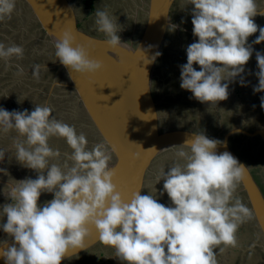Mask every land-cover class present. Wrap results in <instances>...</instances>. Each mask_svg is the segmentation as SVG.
Returning <instances> with one entry per match:
<instances>
[{
  "label": "clouds",
  "instance_id": "clouds-1",
  "mask_svg": "<svg viewBox=\"0 0 264 264\" xmlns=\"http://www.w3.org/2000/svg\"><path fill=\"white\" fill-rule=\"evenodd\" d=\"M188 5L194 6L191 23L198 40L187 46L180 87L211 109L228 99L229 83L244 72L253 54L248 38L259 31L254 43H264V27L253 19L264 16V11L258 10L257 0H182V9ZM14 9L15 0H0V21L10 19ZM94 14V28L104 34L108 48L113 52L122 48L117 18L106 8L98 7ZM175 28L169 25L170 31ZM138 37L134 34V39ZM54 47L56 61L70 78L72 73L94 76L103 68L87 48L76 43L71 31H65ZM23 52L22 46L0 42V59L22 58ZM136 54L145 58L139 46ZM160 55L156 52L145 60L152 63ZM256 60L259 83L253 91L259 93L264 92V54L257 52ZM40 71L41 65H33L34 78H39ZM52 111L41 105L30 113L0 108V133L17 134L15 160L38 174L36 179H11L3 189L11 201L0 205V218L6 217L0 230L12 240L11 244L0 241L5 264H61L85 248L89 226L123 264H217L216 248L235 246L236 232L247 220L255 226L252 211L234 195L247 168L227 151L217 154V147H226L225 142L201 131L187 136L167 173L162 168L157 176L158 183L164 181L160 195L166 193L172 205L165 206L140 191L125 198L113 182L115 168L109 167L112 156L105 144L89 149L86 135L57 120ZM52 137L62 138L71 149L63 164L52 162L61 155L49 145ZM5 153L0 149V162ZM0 173L8 175L5 169ZM45 192L54 198L40 206ZM256 234L254 246L262 239Z\"/></svg>",
  "mask_w": 264,
  "mask_h": 264
},
{
  "label": "water",
  "instance_id": "water-1",
  "mask_svg": "<svg viewBox=\"0 0 264 264\" xmlns=\"http://www.w3.org/2000/svg\"><path fill=\"white\" fill-rule=\"evenodd\" d=\"M16 1L18 6L27 8L34 25L38 24L40 33L41 31L44 33L53 50L56 40L65 31H71L76 43L87 48L92 59L102 62V70L94 76L72 73V78L59 61L46 67L56 66L58 70L61 68L65 71L68 83H61L62 87L73 92L76 103L84 109L94 131L102 139L99 143L105 144L113 157L109 167L115 168L113 182L117 190L125 198H130L137 191L143 195L146 175L156 159L167 152L176 153L187 136L196 133L192 129L161 126L163 116L158 108L160 100L156 97L158 100L156 101L152 92V80L158 57L152 63L145 60H151L156 52L160 53L166 31L171 24L170 11L174 0H148L143 14L145 21L139 37L134 39V32L132 37L122 34L119 37L123 46L115 52L105 44L106 38L83 30L80 23L81 15L72 0ZM138 46L145 51V58L136 54ZM32 70L33 67L30 71ZM54 85H58V82H53L52 86ZM51 91L52 87L49 92ZM236 133L246 137L260 135L264 142V127L254 132L241 128L233 129L224 134L221 140L226 143V147L221 144L216 149L217 154L229 152L247 168L236 193L244 194V200L252 211L258 235L263 239L257 244L264 249V195L247 165L228 145L229 137ZM211 139L218 140L219 136ZM0 183L5 184L2 181ZM89 233L85 248L71 258L66 257L61 264L100 244L98 235L91 226ZM7 240L9 244L12 243L10 238ZM0 247H3V244ZM0 264H5L2 257Z\"/></svg>",
  "mask_w": 264,
  "mask_h": 264
},
{
  "label": "rangeland",
  "instance_id": "rangeland-1",
  "mask_svg": "<svg viewBox=\"0 0 264 264\" xmlns=\"http://www.w3.org/2000/svg\"><path fill=\"white\" fill-rule=\"evenodd\" d=\"M75 5L77 6L79 12L81 13V25L83 27V30L87 31L90 34H95L96 36L102 38L105 37L104 34L99 33L94 28V20H95V9L100 7L101 9L106 8L110 15L116 16L120 14L125 15H131L129 9H132L134 5L139 3V0H131V2H126L125 0H121L118 2V4L114 3L111 7L110 5L105 6L106 0H93L92 6L93 9H86L84 5V0H73ZM112 2V1H109ZM146 5V0L143 1ZM143 3V4H144ZM182 0H180L178 3L174 4V8L179 12L177 17H180V19H186L187 17L185 14H183V10L181 8ZM258 4V10H260L263 7V0H257ZM21 7V8H20ZM110 7V8H109ZM23 10L27 11V8L25 9L22 6H17L15 1V9L11 14V18H5L4 20L0 21V34L2 35L0 38V42H3L6 46H9L11 44H16L19 46H22L24 49L22 58H17L13 56L12 58L8 60L0 59V108L5 109L9 112L12 111H24L27 109L29 113L34 110L36 105L41 106H49L52 108V115L57 120H62L63 122L72 125L75 127L77 133L83 132L88 140V148L91 149L96 143V132L94 131L92 125L90 124V121L85 115V113L82 111L79 104L76 103L74 99V94L72 91L68 90L65 87H61V85H53V82L58 83H66L65 76L63 75V69H59L58 67L54 66L51 68H41V71L39 73V78L36 79L33 77V74L24 75L20 74L19 71L21 69H25L32 65H53L58 62L56 61L55 57V50L51 47L52 45L47 42V37L44 34H41L39 31V28L34 25L33 20L30 18V14H23ZM192 10V9H191ZM190 10V11H191ZM136 12V9H134V13ZM144 13V11L142 12ZM191 13V12H190ZM141 15V14H140ZM143 15V14H142ZM140 16L139 20L141 19L140 25L143 26V22L145 19ZM83 16V17H82ZM133 16V17H134ZM188 16V14H187ZM173 18V19H174ZM138 22V24H139ZM134 22L132 20H129L127 24H125V28L122 26V31H120L118 36H121L122 34L127 37H132L134 32ZM258 27H261V22H258ZM136 29V36H139L141 33V26ZM258 35L256 33L248 38V45H250L253 48V54L250 57L249 62L247 63V67L244 66V72L238 76L233 82H230L229 85L232 86V94L238 95L240 93H246L248 97H251L253 100L248 101L253 104L254 107L249 105V102L244 103L242 105V101H238L240 105L242 106V110H245L246 113L241 112V108H225L220 107L219 109L216 108V112L218 114H223L226 110H237L238 114H241L243 117H247L249 119V126H251V120H253L256 116L257 122H255V128H261L264 125V109L261 108V98L264 97V92L254 93L253 89L254 87L258 86V78L256 76V73L259 71L257 60H256V53H262L264 54V43H261L259 45L255 44L254 41L256 40ZM106 38V37H105ZM134 38V36H133ZM255 39V40H254ZM254 43V44H253ZM183 45L187 48L189 43H183ZM178 62V61H177ZM187 63V62H186ZM173 64V63H172ZM179 66V64H178ZM197 66L196 70H200L199 65ZM56 67V72L52 71ZM174 69V68H172ZM58 70V71H57ZM170 68H166V74L169 75ZM155 75H161V63L156 66ZM164 75H161L160 78L164 80ZM159 78V79H160ZM166 80V79H165ZM164 80V81H165ZM162 81V83L164 82ZM241 81H243V85L241 84ZM169 85L166 84V86ZM52 87V91H50V88ZM156 97L158 100L168 97V101L164 102L162 105V110L164 112L163 117H166L165 119L169 120L165 122L166 126H190V128H193L191 123H186L190 121H185V117L188 116L185 114L184 110L178 109L177 106L180 103L181 99H184L182 97V93H186L185 91H181V96L178 94L176 95L174 93V90H181L180 84H178V88H169V89H161L160 88V81L156 84ZM157 100V101H158ZM188 106L190 104L186 103ZM203 106H207V108L210 110H214L215 108H211L208 106V104L203 103ZM232 110V111H233ZM254 112V113H253ZM189 114L193 115L194 112L188 111ZM202 114V112H200ZM215 116L216 113H215ZM253 116V117H252ZM170 117V118H169ZM186 119H189L187 117ZM176 120V122H175ZM199 120L198 124L197 122L194 123L196 127L198 126L200 131L203 132L206 136L210 137H216V130L214 131L213 128H208L205 124H208V122H202L205 121L202 118H197ZM214 120V118L210 119ZM209 120V121H210ZM164 125V127H166ZM210 125V123L208 124ZM238 125V123H237ZM195 127V126H194ZM211 129V130H210ZM199 131V132H200ZM215 133V134H213ZM213 134V135H212ZM17 137V134L12 131L7 134L0 133V149H5L7 153H5V158L2 161V164L0 165V169H5L8 173V175H4L3 173H0V181L8 183V181H11V179L20 181L24 180L26 178L36 179L37 173L34 170L22 167L14 158L15 155V148L13 147L14 138ZM222 139L220 138L219 141ZM246 139L241 136H237V138L233 141V143H230L231 149L235 151L238 156L241 158V160L244 161V163L249 168L251 174L256 178V181L258 180L257 177L261 180V182L258 180V184L262 187V190L264 191V149H260L262 151H258V153H252L250 148H244L242 145ZM49 145L53 149H58L61 153L60 157L56 160H53L52 162H59L63 164L67 157H64L65 153L70 154L71 149L67 146L66 142L62 138L58 137H52L49 140ZM241 145V146H240ZM177 150H179L177 148ZM186 150V149H185ZM187 151V150H186ZM171 152L164 153L163 155L159 156L158 159L153 163L152 167L150 168V172L146 175V182H145V189L143 191V195L152 194L155 196V198L158 200L161 204H169L168 206H172L170 200L168 199V196L166 193H164L163 196L160 195V192L163 190V183L164 181L161 180L158 183L157 176L160 173V170L162 168H165V172L167 173L169 166L175 161L176 158H171L167 155H169ZM175 154V153H174ZM11 157V159H10ZM113 161V157L110 160V162ZM70 163V161H68ZM47 173L45 172V175ZM254 178V179H255ZM6 185L0 184V198L3 197V201L0 202V205H3L5 203H11L10 200H8L3 193V189ZM239 188V187H238ZM237 188V189H238ZM5 194V195H4ZM235 196L239 198H244L243 193H236ZM53 194L51 193H42L38 205L42 206L45 202L52 200ZM6 222V217L0 218V223ZM243 224H246L244 222ZM247 226V224H246ZM9 237L0 230V241L7 240ZM256 237L253 235L252 231L249 229L247 233L242 232L241 241L242 246H230L228 250L233 251L232 249H240L243 255L244 252H246L249 249L257 248L254 247L255 239ZM237 243V240H236ZM2 243H0L1 245ZM107 248V247H106ZM220 248H224L223 246H218L216 248V259L217 264H230L231 260H233L234 255L236 253L231 252V259L228 258L227 250L224 249L223 251H220ZM102 249L105 254H101L97 249L92 250V252L85 253L80 258H76L74 261H71L67 264H107L108 261L111 262V264H123V262L119 261L118 259L113 257V251L110 249L107 253V250L103 248V246L100 248ZM97 250V251H96ZM98 253V254H97ZM219 253V254H218ZM222 253V254H221ZM110 255V256H109ZM241 255V256H242ZM111 258V259H109Z\"/></svg>",
  "mask_w": 264,
  "mask_h": 264
},
{
  "label": "flooded vegetation",
  "instance_id": "flooded-vegetation-1",
  "mask_svg": "<svg viewBox=\"0 0 264 264\" xmlns=\"http://www.w3.org/2000/svg\"><path fill=\"white\" fill-rule=\"evenodd\" d=\"M109 1H112V2H109ZM120 1L121 0H106L105 6H108V5L112 6L116 2H117L116 4H118V2H120ZM129 1L131 2V0H127L126 2H129ZM179 1L180 0H175L174 1V3L172 4V7H171V11H170V22H171L172 25H176V28L173 31H170L169 28L167 29L166 35H165V39H164L165 41H164V43H163V45L161 47V50H160L161 55L157 58V62H156V65H157V63H158V65L161 63V67H163L165 69L168 67V68L171 69V70H169V75L170 76L167 75L166 78H165L166 80L165 79H164L165 81L162 80V81H164L163 83H162V81L160 82V88L163 89V90L169 89V88H173L174 85L176 86V85H178L180 83V74H181L180 66L186 64V62H187V53H186V49L187 48L183 45V43L191 44V43L196 42L198 40L197 37L193 36V25L191 23L192 16H191L190 12H192L194 6L188 5L186 8H184L183 14H185V16L187 17L186 19H183V18L180 19V17H177L176 19L174 18L179 13L174 8V4L178 3ZM146 2H147V0H146ZM16 4L18 6V2L17 1H16ZM138 4L140 5V1H139ZM143 6L145 8V3H144ZM92 9H93V7H92ZM24 11H26V10H24ZM140 13H141V11H140ZM140 13H139V18L141 16ZM187 14H188V16H187ZM139 18H138V20H139ZM139 21H141V19ZM36 26L39 28L38 24ZM139 26L142 27V25H140V22H139V24H136V25L134 24V28H136V27L139 28ZM41 34H44V33L41 31ZM93 35H95V34H93ZM1 36L2 35L0 34V38H1ZM102 38H105V37H102ZM176 41L179 42V43L177 45H174L173 43H175ZM171 55H172V57L174 59H176L178 61L179 66L178 65L174 66V61H172L170 59ZM32 67H33V65L29 66V67H27L25 69H22V71H19V73L21 75L22 74L24 75V72L27 71L26 75L33 74V70L30 71V69ZM246 67H247V64L245 65V68ZM172 68H174V69H172ZM194 68L195 69L197 68V66H195V64H194ZM52 69H54L52 71L56 72V67L52 68ZM28 71H30V73H28ZM62 73L65 76L66 83H68V81L66 79L65 71L63 70ZM165 75H166V71H165ZM160 76L159 75L157 76V75L154 74L153 80H152V92H153V95L155 97V100H156V93H157L156 84L160 81V79H159ZM168 83H169V85L166 86V84H168ZM222 83H225V82H222ZM231 88H232V86L229 85L228 92H232L230 90ZM181 91H185L186 93H182L183 94L182 95L181 92H177L176 89L174 90V93H176V95L177 94L179 96L182 95V97L184 98V99L180 100V103L177 106H180V107H178V109L179 110L180 109L184 110L185 114L188 115V116L185 117V121H190V122H186V123H191L193 128H190V126H188V128H187V126H168L169 128H175V129L176 128H183V129H186V130L192 129L194 132H199L200 131L199 127L198 126L196 127V125L194 123L197 122V124H198L199 120H197V118L200 117V118L205 120V121H202V122H205V123L208 122V124L210 123V125H208V124H205V125L208 128H213L214 131L216 130L217 131L216 134L221 132L220 135H219V139L220 138L222 139L224 134H226L227 132L232 130L230 128L240 127L241 129L243 128V130L245 129V131L247 129H250L252 131L253 127L255 126V122H257V120H256L257 118L256 117L253 120L250 119L252 125L249 126V119L247 117H244V119H243L241 114H238L237 113L238 111L237 110H233V109L226 110L223 114H221V113L218 114L216 112L217 111L216 108L219 109L218 111H220V108L218 106H216L214 110H210L209 111L207 106L204 107L203 103H200L199 101H197L196 99H194L192 97V93L191 92H189L187 90H183V89H181ZM164 99H165V101H163L162 103H160L158 105L159 111H160L162 116L164 114V112L162 110V106H163L162 104L164 102L168 101V97H166ZM166 99H167V101H166ZM0 100H1V98H0ZM239 100L242 101V105L244 103H247L248 98H247L246 93H240V94H238L236 96L229 93L228 99L225 100V101H219L218 105L220 107H225V108H227V107H229V108L240 107L241 108V112L246 113V115H247L248 110H247V112L242 110V106L238 102ZM186 103H188L190 105L188 106ZM250 104H251L252 107H254L252 103H250ZM208 106H210V105L208 104ZM229 108H227V109H229ZM81 109L85 113V111H84V109L82 107H81ZM190 109H191V111L194 112L193 115L188 113V111H190ZM200 112H202V114H200ZM215 113H216L217 116H215ZM187 117H189V119H186ZM165 118L166 117H163L162 123H161V126H163V127L165 125V122L169 121V120H167ZM212 118H214V120H210ZM86 119H88V118H86ZM175 122H176V120H175ZM237 123H238V125H237ZM262 127L260 129H262ZM238 135L239 134L236 133V134L232 135L231 137H229V146H230V143H233V141L237 138ZM96 141H97V144L99 143V141L102 142V139L100 138V136L97 133H96ZM261 147H262V149H264L263 145ZM230 148H231V146H230ZM178 149L180 150V147ZM167 156H169L171 158H176L174 152L169 153V155H167ZM1 164H2V162H0V165ZM253 178H255V177L253 176ZM255 181H256V178H255ZM256 183L258 184V180L256 181ZM1 185H7V183L5 182V184H1ZM258 186H259V188L261 189V191H262V193L264 195V191L262 190V187L259 184H258ZM144 189H145V187H144ZM2 198L3 197L0 198V202L3 201ZM164 205L168 206L169 204H164ZM248 223H249V221L247 220L246 221L247 226H246V224H241L240 227L238 228V230L236 232L237 243L235 244V246H237V245L238 246H242V241H241L240 238L242 236V232L247 233V231L249 230L250 227H248ZM257 239L258 238H256V240ZM261 241H262V239L258 240L259 243H261ZM102 246H103L104 249L107 250L108 247L106 248V246H104V245H102L100 243L95 248L91 249L89 252H92V250L97 249L99 252L101 250V254L104 255L105 252H103L102 249H100ZM221 246H223V245H221ZM223 247H224V249L227 250V254H228V258L229 259H231V255H230L231 252H234L237 255V256L234 255L233 260H231L230 264H238L239 263L238 261L241 259V255H242L241 254L242 252L240 251V249H237V248L236 249H232L233 251L230 252V250H228V248L230 246H227V247L223 246ZM254 247H257V248L249 249L243 254V258L244 259L242 261V264H264V249H263V247H259L258 244L255 245ZM109 250L110 249L108 248L107 253H108ZM89 252H87V253H89ZM75 259L76 258H73V259L69 260L68 262H66L65 264L70 263L71 261H74ZM109 259H111V258H109ZM107 264H111V262L108 261Z\"/></svg>",
  "mask_w": 264,
  "mask_h": 264
},
{
  "label": "crops",
  "instance_id": "crops-1",
  "mask_svg": "<svg viewBox=\"0 0 264 264\" xmlns=\"http://www.w3.org/2000/svg\"><path fill=\"white\" fill-rule=\"evenodd\" d=\"M140 1V5L139 4H136V5H134V7L132 8V9H129V11H130V13L131 14H135V16L134 15H131V19H130V15H125V14H120V15H116V16H114V17H116L117 18V23L120 25V26H122L123 28H125V24H127L128 22H129V20H132L134 23H135V25L136 24H138V18H139V13H140V9L142 10V4L144 3L143 1L144 0H139ZM111 6V5H110ZM19 7V6H18ZM134 9H136V12L134 13ZM264 11V0H263V7L260 9V11ZM80 13V12H79ZM81 14V13H80ZM141 15L142 14H144V13H140ZM134 16V17H133ZM83 17V16H82ZM142 17H143V15H142ZM254 22L256 23V24H258V22H261V27H264V16H261V15H256L254 18ZM135 29V28H134ZM93 35V34H92ZM256 35H259V31H257V33H256ZM255 40V39H254ZM179 42H175V43H173L174 45H177ZM248 43V42H247ZM254 44V43H253ZM261 44V43H260ZM257 45H259V44H257ZM171 53V52H170ZM171 58V60L172 61H174V66H177L178 65V62H177V60L176 59H174L173 57H172V55L170 56ZM157 65H158V63H157ZM156 65V66H157ZM165 71H166V69L165 68H163V67H161V75L163 76V73H165ZM166 76H167V74L166 75H164V79L166 78ZM160 78V77H159ZM162 81V79L160 78V82ZM180 84V83H179ZM230 84V83H229ZM231 86V85H230ZM173 87H175V88H178V85H174ZM232 89V88H231ZM230 89V90H231ZM177 92H181V90H177ZM230 94H232V92H229ZM176 94V93H175ZM247 98L250 100L251 99V97H248V95H247ZM251 100H253V99H251ZM163 102V99H160V103H162ZM249 105L251 106V104H250V102H249ZM245 111V110H244ZM254 113V112H253ZM253 117V116H252ZM256 117V116H255ZM264 127V126H263ZM262 127V128H263ZM236 128H240V127H235V128H230V129H236ZM243 129V128H242ZM258 129H260L259 127L258 128H253V130L251 131L250 129H247L246 131H248V132H254V131H256V130H258ZM245 130V129H244ZM217 132V131H216ZM220 133L221 132H219L218 134H216V136H219L220 135ZM213 134H215V133H213ZM212 134V135H213ZM238 136H241V137H244V139H246L245 141H244V143H243V147L244 148H250L251 149V151H249V152H252V153H258V151L260 150V149H262V145H263V148H264V142L262 141V138L260 137V135H255V136H253V137H246V136H243V135H241V134H239ZM211 138V137H210ZM212 138H214V137H212ZM228 145H229V140H228ZM241 146V145H240ZM260 151H262V150H260ZM257 179L261 182V180L257 177ZM262 183V182H261ZM241 199V198H240ZM242 199H244V198H242ZM251 231H252V233H253V235L256 237L257 236V234H256V228H255V226L254 225H252L250 228H249ZM254 241H257L256 240V238L254 239ZM245 253V252H244ZM237 256V255H236ZM243 255L241 256V259L238 261L239 263L238 264H242V261H243Z\"/></svg>",
  "mask_w": 264,
  "mask_h": 264
},
{
  "label": "trees",
  "instance_id": "trees-1",
  "mask_svg": "<svg viewBox=\"0 0 264 264\" xmlns=\"http://www.w3.org/2000/svg\"><path fill=\"white\" fill-rule=\"evenodd\" d=\"M92 1L93 0H84V5H85V7H86V9H91L92 10ZM23 12V14L25 15V14H27V13H29V11L27 10V11H22ZM241 201H242V203L244 204V205H246L247 207H249L248 206V204L245 202V200L244 199H241ZM253 224V222H249L248 223V227H251V225Z\"/></svg>",
  "mask_w": 264,
  "mask_h": 264
}]
</instances>
